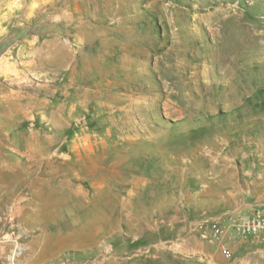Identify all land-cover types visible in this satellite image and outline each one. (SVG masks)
<instances>
[{
  "label": "rangeland",
  "instance_id": "obj_1",
  "mask_svg": "<svg viewBox=\"0 0 264 264\" xmlns=\"http://www.w3.org/2000/svg\"><path fill=\"white\" fill-rule=\"evenodd\" d=\"M65 1V22L41 11L25 29L64 51L21 101L39 111L40 146L0 168V263L163 264L136 254L181 250L172 240L205 200L264 179V0ZM26 2L3 22L18 35H0V58L18 55ZM252 240L239 239L259 250L244 264H264Z\"/></svg>",
  "mask_w": 264,
  "mask_h": 264
},
{
  "label": "crops",
  "instance_id": "obj_2",
  "mask_svg": "<svg viewBox=\"0 0 264 264\" xmlns=\"http://www.w3.org/2000/svg\"><path fill=\"white\" fill-rule=\"evenodd\" d=\"M66 2L65 0H29L23 12L25 20V25L21 30L23 33L11 42L14 51L18 52V55L14 60L0 58V168L4 170H16V172L19 170V162L16 161V166L11 164L12 167H10L9 161L5 160V156L8 154L14 155L13 153L19 151L20 148L40 146V143L37 145V138H42V135L36 134L35 124L37 112L39 111H36L33 106L30 107V104L28 107L21 108V101L25 98L28 100L35 98V92L32 96L30 90L35 82L31 76L36 73H44L42 69L48 66L45 61L55 53L57 48L59 52L64 51L63 43L57 36L50 38L44 33L40 34L37 31L25 29L28 28L29 22H32V19L41 11L53 10V13L59 14V21L65 22L68 19ZM14 8H16V0H0V35L7 37V39L16 34L18 35L15 30H7L3 26V22L12 17ZM41 112L44 118L51 115V112ZM41 131L46 132L43 128H41ZM49 138L51 137L49 136ZM257 181L258 185L253 187L252 192L242 196L235 193L223 197L220 199L221 206L219 207L214 208L211 206L212 204H208L210 201L205 200L203 208L199 212V219L219 218L225 220L232 213L253 212L264 209V179ZM216 210L221 212H214ZM170 223L172 227L176 224L172 219ZM196 238L208 240L212 245V250L205 252L203 249L192 251L186 248V245H189ZM249 239L252 240V238ZM172 241L181 250L136 255L162 261L163 264H244L248 260V256L254 257L259 253L256 252L259 250L243 252L244 244L242 241L237 240L230 245L234 256L231 252L226 255L222 251L220 243L203 238L193 231H189L183 236H177ZM252 242L260 245L255 239ZM235 243H238V245ZM235 251L239 252L238 256L235 255ZM129 258L132 259V257Z\"/></svg>",
  "mask_w": 264,
  "mask_h": 264
},
{
  "label": "built area",
  "instance_id": "obj_3",
  "mask_svg": "<svg viewBox=\"0 0 264 264\" xmlns=\"http://www.w3.org/2000/svg\"><path fill=\"white\" fill-rule=\"evenodd\" d=\"M192 231L203 238L217 241L222 251L229 255L230 245L241 238H252L264 244V209L232 213L225 220H198Z\"/></svg>",
  "mask_w": 264,
  "mask_h": 264
},
{
  "label": "water",
  "instance_id": "obj_4",
  "mask_svg": "<svg viewBox=\"0 0 264 264\" xmlns=\"http://www.w3.org/2000/svg\"><path fill=\"white\" fill-rule=\"evenodd\" d=\"M1 264V263H0Z\"/></svg>",
  "mask_w": 264,
  "mask_h": 264
}]
</instances>
